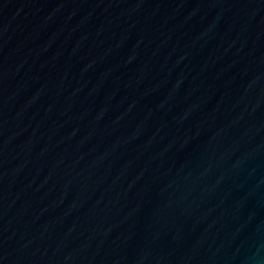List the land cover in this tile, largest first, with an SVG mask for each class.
<instances>
[{
    "label": "water",
    "instance_id": "water-1",
    "mask_svg": "<svg viewBox=\"0 0 264 264\" xmlns=\"http://www.w3.org/2000/svg\"><path fill=\"white\" fill-rule=\"evenodd\" d=\"M0 264H264V0H0Z\"/></svg>",
    "mask_w": 264,
    "mask_h": 264
}]
</instances>
